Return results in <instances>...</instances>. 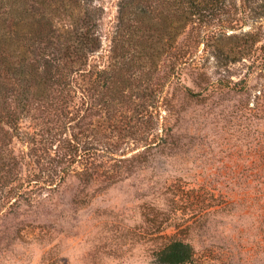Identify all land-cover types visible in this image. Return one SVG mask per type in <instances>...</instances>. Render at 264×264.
<instances>
[{"label":"trees","instance_id":"obj_1","mask_svg":"<svg viewBox=\"0 0 264 264\" xmlns=\"http://www.w3.org/2000/svg\"><path fill=\"white\" fill-rule=\"evenodd\" d=\"M117 8L106 22L99 0H0L4 237H17L3 227L54 205L71 181L95 195L185 154L197 131L189 116L233 90L232 66L264 68V30L254 26L264 0H119ZM156 253L161 264L196 256L167 235Z\"/></svg>","mask_w":264,"mask_h":264},{"label":"rangeland","instance_id":"obj_2","mask_svg":"<svg viewBox=\"0 0 264 264\" xmlns=\"http://www.w3.org/2000/svg\"><path fill=\"white\" fill-rule=\"evenodd\" d=\"M118 1L99 0L106 22ZM231 70L233 90L189 116L185 154L95 195L69 182L54 205L3 227L17 237L0 233V264H161L165 235L194 245L190 264H264V68Z\"/></svg>","mask_w":264,"mask_h":264}]
</instances>
